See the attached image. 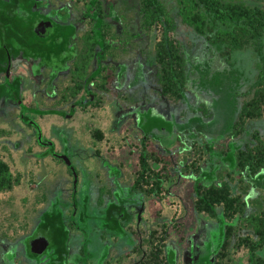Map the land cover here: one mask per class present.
<instances>
[{
    "label": "flooded vegetation",
    "instance_id": "af4514ba",
    "mask_svg": "<svg viewBox=\"0 0 264 264\" xmlns=\"http://www.w3.org/2000/svg\"><path fill=\"white\" fill-rule=\"evenodd\" d=\"M170 1L0 0V119L9 113L8 117H17L28 125L33 133V146L42 150L39 155L54 162L62 161L72 178L64 187L63 182L53 180L60 184L59 190L49 205L34 216L28 233L15 235L14 232L11 235L16 237L11 239L0 234V264H219V261L222 264L225 261L228 246L223 240L222 218L215 232L210 220L207 222L213 216L198 211L196 206L208 188L226 181L217 178L211 163L192 178L193 210L199 220L204 217L199 222L200 228L189 231L184 239H169L171 223L164 220L160 208L151 206V220L145 214L149 202L155 205L162 200L167 176L158 153L148 152L147 141L162 144L158 135L162 132L172 139H176V132L187 136L191 133L192 138L204 132L197 130L196 123L190 128L185 123L174 122L162 113V104L155 101L152 104L135 101L117 110V104L127 103L129 88L134 83L140 86L153 83L160 90L156 46L164 36L180 52L179 43L170 36L177 27L176 17L180 16L178 4L175 0L170 11L167 7ZM149 4L154 6L151 11ZM157 24L162 31L154 44L153 60H149L147 33L135 32L133 26L148 32ZM182 59L187 65L186 57ZM186 65L185 85L187 75L189 78L191 75V66ZM110 90L115 93L109 102L114 112L111 128H121L124 123L128 131L134 129L139 133L136 169L131 168L133 159L125 167H129L130 177L124 173L121 161L113 163L95 152L92 157L97 161L85 154L80 158L81 163H72L79 148L77 144L83 140L80 134L77 138L71 135L63 144L65 148L43 136V127L53 118L74 121L82 132L92 123L94 109ZM25 95L30 97L27 103ZM159 95L178 102L161 90ZM8 107L11 109L4 110ZM128 119L132 121L131 129ZM0 130L7 135L11 133L9 129L0 127ZM98 130L100 139L102 133ZM203 141L211 160L212 141L204 138ZM227 154L221 157V164L228 165ZM85 160L97 166L94 173L89 169L91 164H83ZM109 167L113 168L112 172ZM87 169L89 175L85 177ZM103 169L105 173L99 171ZM12 176L16 179L13 187L19 177Z\"/></svg>",
    "mask_w": 264,
    "mask_h": 264
},
{
    "label": "rangeland",
    "instance_id": "374dc122",
    "mask_svg": "<svg viewBox=\"0 0 264 264\" xmlns=\"http://www.w3.org/2000/svg\"><path fill=\"white\" fill-rule=\"evenodd\" d=\"M246 1L254 2L264 8V0ZM174 3H176L175 0L168 3L167 7L170 11L173 10ZM176 19L177 27L170 36L179 43V53L186 57L188 62L185 65L191 66V75L190 78L187 75V83L184 87L186 97L181 101L172 102L168 98L160 97L158 85L150 83L140 86L134 83L129 88L127 103L117 104V110L120 109V106L125 108L135 101L144 104H152L155 101L156 104H162V113L173 119L174 122L185 123L190 128L194 123L199 124V128L196 127L197 130L204 133H198L197 138H190L193 136L191 133L187 136L184 133L176 132V139H172L169 137L170 135L167 136L162 132L158 134L161 136L159 141L162 144L156 145L153 140L147 141L148 152L158 153L167 176L164 178L162 200L155 205L149 202L145 214L149 215V220H151L153 215L149 214L151 206L160 208L164 220L169 224L171 223L169 239L173 237L184 239L185 235L190 233L189 231L195 227L200 228L199 222H203L204 217L199 220L197 213L193 210L192 178L193 175L199 173V169H205L211 163L217 178L230 182L233 193L240 197L239 200L242 203L243 211L236 213L231 219L222 217V208L221 206L217 207V214L224 223L223 227L227 223L234 225L232 236L235 241L243 236L253 238L246 217L264 212V168L251 175L242 173L239 168L232 170L228 165L221 164V157L231 150L229 145L234 138L229 137L227 131L231 121L237 115L241 102L246 98L245 90L254 80L260 64H264V45L261 48L262 52L250 53V51L241 50L223 58L217 49L209 46L203 37L198 36L188 24L182 22L180 16ZM133 31L147 33L149 60H153L152 51L154 44L161 35V25L157 24L151 27L148 32L133 26ZM143 73L147 76L146 72L143 71ZM134 77L138 76L135 75ZM114 96L115 93L110 90L104 101H101L94 109L92 123L86 126L82 132L78 123L74 121L53 118L43 127V136L65 148L63 144L70 140L71 135L77 138L80 134L83 140L77 144L79 148L75 151L72 163L75 165L81 163L80 158H84L85 154H88V159L92 158V160L97 161L96 157H92L95 152V154L99 153L113 163H117V160L121 161L124 164V173L130 177L131 171H129V167L127 169L125 167L129 163V159L136 160L139 133L130 128L132 123L130 119L127 120L130 131L123 127L124 123L121 128H111L114 112L109 102ZM29 98V95H25L26 103ZM157 99L159 100L157 101ZM10 109L8 107L4 110ZM203 111H208L209 116L204 118L205 113ZM9 112L12 113L13 111ZM8 114L4 113L3 118L0 119V127L9 129L11 132L7 135L0 130V158L9 165L12 174L18 176L19 180L10 191L0 193V234H5L7 239H11L16 237L11 235L14 232L15 235L28 233L34 216L41 208L49 205L55 191L57 188L59 190L60 187V184L54 183L53 180L63 182L62 186L64 187L67 181L68 183L72 182V178L69 171L66 172L67 168L62 161L54 162L48 158L43 159L39 155L42 150L33 146V133L29 126L21 123L17 117H8ZM176 124L175 126H177ZM97 127L101 129L102 136L100 139L96 133L99 131ZM205 130H207L206 133ZM253 134L264 140V116L259 119L248 120L245 123L244 134L242 133L236 139L234 148L243 147L245 142L252 140ZM201 136L212 141L210 143L213 152L211 160L208 149L205 150ZM72 140L76 139L72 138ZM17 142L19 143L17 144ZM31 143L32 145L28 147ZM74 143L76 144V142ZM83 143L88 147L89 152ZM163 145L166 148H163ZM84 162L83 164L86 166L91 164L89 169L94 173L97 166H93V161L85 160ZM76 168L79 172L80 169ZM131 168L136 169V161L132 163ZM108 169L110 172L113 171L111 167ZM99 171L105 173L104 169ZM85 173V177H87L89 175L88 169ZM219 216L216 215L212 219L206 217L207 222L210 220L215 232H217L216 228L220 222ZM207 226L210 228L208 224ZM212 235L214 236L213 232ZM227 251L225 260L228 261L229 256L228 264H248L246 247H235L233 244L232 247L228 246ZM258 253L264 256V248Z\"/></svg>",
    "mask_w": 264,
    "mask_h": 264
},
{
    "label": "trees",
    "instance_id": "16d2710c",
    "mask_svg": "<svg viewBox=\"0 0 264 264\" xmlns=\"http://www.w3.org/2000/svg\"><path fill=\"white\" fill-rule=\"evenodd\" d=\"M177 4L181 21L188 24L198 36L203 37L209 46L217 49L223 58L241 50L250 53L262 52L261 48L264 45L262 6L246 0H177ZM153 7L149 4V11ZM156 61L161 93L176 101L185 98L183 73L185 63L178 49L173 48L172 42L165 36L156 46ZM245 96L227 131L229 137L234 139L229 145L231 150L225 161L232 170L239 168L242 173L251 175L264 168V140L253 134L252 140L245 142L243 147L239 146L235 149L234 145L236 139L244 134L245 123L248 120L264 116V64H260L254 80L245 90ZM203 113H205L204 118L209 116L208 111ZM15 181L8 164L0 159V190L11 188ZM232 190L233 187L228 181L212 185L196 201L197 210L205 211L215 217V206L218 205L222 208V217L231 219L236 213L243 211L240 197ZM246 219L250 224L253 238L243 236L235 241L232 236L234 225L227 223L223 228V240L229 247L233 244L235 247H246L248 264H264V256L258 253L264 248V212L251 214ZM228 262L229 256L228 261L225 260L222 264Z\"/></svg>",
    "mask_w": 264,
    "mask_h": 264
},
{
    "label": "water",
    "instance_id": "95a60500",
    "mask_svg": "<svg viewBox=\"0 0 264 264\" xmlns=\"http://www.w3.org/2000/svg\"><path fill=\"white\" fill-rule=\"evenodd\" d=\"M40 138H41V136L40 135H38V139L40 140Z\"/></svg>",
    "mask_w": 264,
    "mask_h": 264
}]
</instances>
